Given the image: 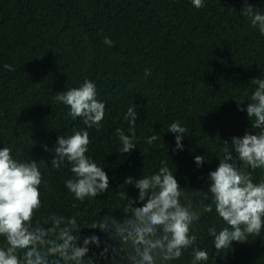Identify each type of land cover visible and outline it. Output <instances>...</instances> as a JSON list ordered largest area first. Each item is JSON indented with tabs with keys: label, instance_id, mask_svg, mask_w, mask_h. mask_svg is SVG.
<instances>
[{
	"label": "trees",
	"instance_id": "16d2710c",
	"mask_svg": "<svg viewBox=\"0 0 264 264\" xmlns=\"http://www.w3.org/2000/svg\"><path fill=\"white\" fill-rule=\"evenodd\" d=\"M247 4L264 13V0H204L200 9L191 0H0V148L10 146L14 158L42 159L47 165L41 172L48 187L40 186L42 206L34 224L52 214H79L78 244L86 236H99L100 247L90 245L87 257L95 264H112L119 241L87 227L105 215L123 222L127 200L117 193L138 197L135 180L158 172L161 160L168 162L182 189L198 190L210 199L208 173L223 158V142L231 145L233 136L257 132L246 107L255 89L251 80L264 78V35L242 14ZM105 37L114 42L112 47ZM85 78L96 84L97 99L105 102L99 130L86 128L82 118L72 120L69 107L53 101L58 92L79 87ZM130 106L138 113L136 149L122 154L116 129L129 134L124 115ZM174 121L188 129L182 151H172L176 134L167 128ZM85 129L92 141L87 155L107 173L109 190L81 202L64 185L73 178L70 165L52 168L54 153L43 146L53 149L58 135ZM153 134L161 138L146 144ZM196 155L206 158L200 167ZM231 155L237 157L235 150ZM252 175L258 183L264 170ZM128 178L133 184L124 183ZM212 225L218 231L224 226L214 206L192 225L197 246L209 253V260L200 264H264V229L259 237L250 235L247 242H233L217 252L208 235ZM5 243L0 237V245ZM105 245L108 257L101 258ZM191 253V248L185 250L170 264H191Z\"/></svg>",
	"mask_w": 264,
	"mask_h": 264
},
{
	"label": "clouds",
	"instance_id": "9594fccd",
	"mask_svg": "<svg viewBox=\"0 0 264 264\" xmlns=\"http://www.w3.org/2000/svg\"><path fill=\"white\" fill-rule=\"evenodd\" d=\"M191 3L197 9L205 6L204 0H191ZM241 12L250 19L251 26L264 35V13L251 4ZM104 43L109 47L114 44L107 37ZM3 67L8 71L15 70L11 64ZM150 75L151 70L145 69V76ZM251 84L255 89L250 95L246 113L251 127L257 132H245L239 138L233 136L231 145L223 142V158L219 159L217 168L208 173L210 199L198 190L182 189L168 162L161 160L158 172L135 180L138 197H128L123 191L117 193L122 201L127 200L123 222L105 215L87 227L98 228L110 239L119 241L120 247L112 249V264H120L122 260L127 264H170L189 248L192 249L191 264L208 261L209 253L197 246L198 237L192 232V225L200 221L201 212H212L213 206L224 224L219 231L215 225L208 228L217 252L230 249L233 242H247L250 235L260 236L264 229V179L254 183L252 171L264 170V78H253ZM53 101L68 106L67 115L72 120L82 118L86 128H101L106 106L105 102L97 99V86L90 79L85 78L79 87L58 92ZM237 104L238 110L245 111L239 108L242 103ZM124 119L129 121V134L117 128L116 135L122 145L119 153L127 154L136 149V106L128 107ZM167 131L176 134L172 151H182V140L188 129L174 121ZM160 138L153 134L144 142L152 145ZM91 142L85 129L74 130L68 137L58 135L53 149L43 146L44 151L54 153L50 161L52 168L59 169L66 162L70 165L73 178L65 180L64 185L75 200L81 202L109 190L107 173L87 155ZM232 150L237 153L236 158L231 155ZM194 162L200 167L206 158L196 155ZM43 167L47 165L42 159L39 162L27 158L21 161L14 158L10 146L0 148V237L6 241L0 245V264H85L89 246L100 247V238L95 234L84 237L82 244H78L82 228L77 222L79 214L71 217L52 214L43 222L37 220L33 223L37 210L42 206L40 186L43 183L48 187L43 180ZM124 183L133 184L132 178ZM206 200L210 203H205ZM138 202H143L142 206H133ZM48 224L51 226L44 227ZM108 253L109 246L105 245L99 256L107 258ZM87 262L95 264L88 257Z\"/></svg>",
	"mask_w": 264,
	"mask_h": 264
}]
</instances>
